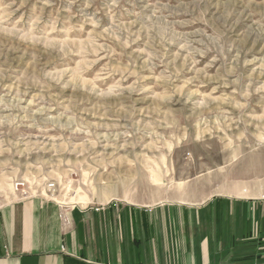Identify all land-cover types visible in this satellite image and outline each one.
Returning <instances> with one entry per match:
<instances>
[{
    "label": "rangeland",
    "instance_id": "obj_1",
    "mask_svg": "<svg viewBox=\"0 0 264 264\" xmlns=\"http://www.w3.org/2000/svg\"><path fill=\"white\" fill-rule=\"evenodd\" d=\"M258 153L264 0H0V209L151 207Z\"/></svg>",
    "mask_w": 264,
    "mask_h": 264
},
{
    "label": "crops",
    "instance_id": "obj_2",
    "mask_svg": "<svg viewBox=\"0 0 264 264\" xmlns=\"http://www.w3.org/2000/svg\"><path fill=\"white\" fill-rule=\"evenodd\" d=\"M169 201L70 208L43 198L0 209V264H264V155L229 159Z\"/></svg>",
    "mask_w": 264,
    "mask_h": 264
},
{
    "label": "built area",
    "instance_id": "obj_3",
    "mask_svg": "<svg viewBox=\"0 0 264 264\" xmlns=\"http://www.w3.org/2000/svg\"><path fill=\"white\" fill-rule=\"evenodd\" d=\"M62 224L64 227H69L71 225V219L69 217V215L67 214V211H62L61 215H60Z\"/></svg>",
    "mask_w": 264,
    "mask_h": 264
}]
</instances>
